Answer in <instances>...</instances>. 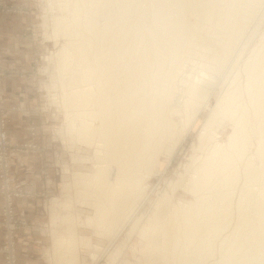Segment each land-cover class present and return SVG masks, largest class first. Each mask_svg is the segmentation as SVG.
Wrapping results in <instances>:
<instances>
[{"label": "bare ground", "instance_id": "6f19581e", "mask_svg": "<svg viewBox=\"0 0 264 264\" xmlns=\"http://www.w3.org/2000/svg\"><path fill=\"white\" fill-rule=\"evenodd\" d=\"M47 5L57 11L49 16L53 36L64 38L54 79L62 124L70 144L93 149L78 156L92 169L72 173L93 210L78 222L93 226L96 237L108 235L111 245L146 218V264H264V30L245 53L264 0ZM204 111L190 160L168 184L182 194L160 191L153 212L140 213L156 160L171 159ZM3 199L9 211L12 195L4 187ZM69 206L52 199L55 264H78L81 247L92 248V256L101 248L78 233L79 214ZM114 262L109 255L105 264Z\"/></svg>", "mask_w": 264, "mask_h": 264}, {"label": "rangeland", "instance_id": "374dc122", "mask_svg": "<svg viewBox=\"0 0 264 264\" xmlns=\"http://www.w3.org/2000/svg\"><path fill=\"white\" fill-rule=\"evenodd\" d=\"M46 5L47 0H0V264H20V253L23 256L28 253L29 259H25L32 264H55L56 256L52 260L49 256L53 241L50 223L53 198L70 204L72 212L79 214L75 215L77 222L93 214L91 205L77 194L72 183L74 171L92 169V161L81 162L78 156H92L93 149L79 142L70 144L72 141L62 124L61 90L55 80L56 56L64 38L53 36L50 17L57 11ZM44 14H49L47 21ZM260 20V24L256 21L252 26L246 54L258 43L264 30V16ZM205 114L206 111L201 114L170 160L161 156L159 162L156 160L159 171L147 179L146 192L150 194L140 213L153 212L160 191L165 190L168 196L182 194L177 186L174 189L168 184L177 181L184 164L189 162L192 143ZM65 184L69 185L67 194L63 190ZM3 187L12 195L9 211L3 208ZM145 222L146 218L133 228L126 226L112 246L108 235L96 237L93 226L78 222V233L89 236L94 245L101 247L95 251L97 256L91 255L92 248L81 247L78 264H105L109 255L115 256L114 264H146L141 249L147 242L140 233ZM102 252L106 254L99 259Z\"/></svg>", "mask_w": 264, "mask_h": 264}, {"label": "crops", "instance_id": "0c3cea01", "mask_svg": "<svg viewBox=\"0 0 264 264\" xmlns=\"http://www.w3.org/2000/svg\"><path fill=\"white\" fill-rule=\"evenodd\" d=\"M1 232H0V237H1ZM1 240V238H0ZM21 240V239H20ZM22 241V240H21ZM24 257V258H23ZM25 258L29 259V255L28 253H26L24 256L20 253L19 254V261H20V264H32L30 263L29 261H27Z\"/></svg>", "mask_w": 264, "mask_h": 264}, {"label": "built area", "instance_id": "2783aa9c", "mask_svg": "<svg viewBox=\"0 0 264 264\" xmlns=\"http://www.w3.org/2000/svg\"><path fill=\"white\" fill-rule=\"evenodd\" d=\"M1 137H2V139L4 140V138H3V137H4V134H3V133H2V136H1ZM5 141H6V140H5ZM4 144H5V142H4ZM6 171H7V170H6ZM9 206H11L10 202H9ZM9 213H10V212H9Z\"/></svg>", "mask_w": 264, "mask_h": 264}]
</instances>
